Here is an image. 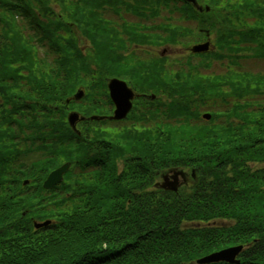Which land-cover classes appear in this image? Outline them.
Segmentation results:
<instances>
[{
    "label": "trees",
    "instance_id": "1",
    "mask_svg": "<svg viewBox=\"0 0 264 264\" xmlns=\"http://www.w3.org/2000/svg\"><path fill=\"white\" fill-rule=\"evenodd\" d=\"M144 2L183 22L149 36L103 11ZM201 2L0 0V264H264V69L246 65L264 61V0ZM202 28L216 50L199 60L123 54ZM120 71L148 98L75 132L70 110L113 113L105 76ZM171 168L189 172L177 191L156 186ZM240 245L238 262H199Z\"/></svg>",
    "mask_w": 264,
    "mask_h": 264
},
{
    "label": "water",
    "instance_id": "2",
    "mask_svg": "<svg viewBox=\"0 0 264 264\" xmlns=\"http://www.w3.org/2000/svg\"><path fill=\"white\" fill-rule=\"evenodd\" d=\"M194 3L195 6H198L197 0H188ZM208 48V45H205L201 49L206 50ZM109 88L111 91V97L113 101L116 104V110L114 112V115L111 116V119H123L127 116L128 112L132 108V99H133V91L131 88L127 86V83L124 81H121L119 79H112L109 83ZM84 96V91L79 90L75 94L76 99H81ZM70 99H68V102ZM206 117H209L208 115ZM105 116H97L93 115L92 119L101 120L104 119ZM79 119H85L84 116H80L78 112H71L69 114V123L73 129L76 130V124ZM70 167V163H65L59 168L52 171L47 179L44 182L45 188H51L55 184L61 182L63 180L64 174L67 172V170ZM182 175L184 178V181H186V175L182 171H175L173 174H165L163 176V181L158 183L157 185L165 188V189H171V190H177L179 185L182 183L179 180V175ZM37 224V225H43ZM242 250V246H233L229 248L222 249L220 251L211 253L207 256H204L203 258L199 259L200 263H210V262H216V261H228V262H238L236 260L239 252Z\"/></svg>",
    "mask_w": 264,
    "mask_h": 264
},
{
    "label": "flooded vegetation",
    "instance_id": "3",
    "mask_svg": "<svg viewBox=\"0 0 264 264\" xmlns=\"http://www.w3.org/2000/svg\"><path fill=\"white\" fill-rule=\"evenodd\" d=\"M103 11L105 13H110V10H103ZM144 12H145V15L147 16L144 19L145 21H152L153 19L156 20V17L152 18V17H154L156 10H145ZM149 17H151V18H149ZM132 21H134V20H132ZM134 27H136V26H134ZM144 32L148 34L147 31L144 30ZM140 53H142L143 55H141ZM123 54L128 58L132 57L133 60L137 61V64H138V63H140V60H142L144 58H150V57L152 58V56L154 54H157V49H154L150 45L141 46L140 48L128 46L127 48L124 49ZM112 76H113V74H111V75L108 74L105 77H106L107 81H109ZM123 79H124V81H127L132 88H134L133 105H135L136 101L139 98H144V97L148 98L149 94L146 91H141L137 87H135V85L130 82V79H128V76H127V79H125V78H123ZM114 109H115V104L113 103V112H114ZM169 171H172V170H169Z\"/></svg>",
    "mask_w": 264,
    "mask_h": 264
},
{
    "label": "rangeland",
    "instance_id": "4",
    "mask_svg": "<svg viewBox=\"0 0 264 264\" xmlns=\"http://www.w3.org/2000/svg\"><path fill=\"white\" fill-rule=\"evenodd\" d=\"M111 15H113L114 13H110ZM171 14H170V12L167 10V11H165V9H163V11H162V13L161 12H159L158 13V15H157V20H158V22H157V26L159 25V24H161V23H164V22H173L174 20H172V18H171V16H170ZM115 17H116V14H115ZM175 19V18H174ZM175 22V21H174ZM76 31H78V29L76 28ZM79 32V31H78ZM88 42L86 41V44H87ZM83 45H85V44H83ZM86 47H88L89 46V43H88V45H85ZM186 47L188 46V45H185ZM164 48H166V46H163V47H160L159 48V51H161V50H163ZM183 50L184 49H176V48H173L172 49V47H170L169 48V53L168 54H173L172 56H174V57H176V56H178V54H181V52L183 53ZM173 51V52H172ZM162 52V51H161ZM141 55H143L142 53H140ZM250 60H252V58L250 59ZM246 65H247V67L248 68H251V69H253V70H255V72H258V71H260V70H263L264 69V61H249V62H246ZM218 65H216L215 67H213L212 68V70H215V71H217L218 70ZM123 78H125V79H127V75L125 74V73H123L122 71H120L119 73H114L113 74V76L111 77V80L112 79H121V80H124ZM74 110V109H73ZM73 110H70V111H73ZM100 115V114H99ZM102 115V114H101ZM104 115H107V114H104ZM110 125V124H109ZM108 125V126H109ZM166 171H168V169L167 170H165V171H163V173H165ZM188 174H189V172H187ZM159 180H160V178H159Z\"/></svg>",
    "mask_w": 264,
    "mask_h": 264
}]
</instances>
